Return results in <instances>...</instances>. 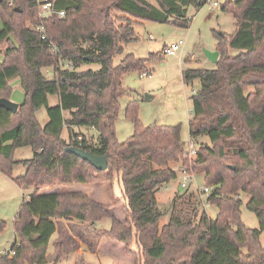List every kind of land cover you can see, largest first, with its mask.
<instances>
[{
    "label": "trees",
    "instance_id": "obj_1",
    "mask_svg": "<svg viewBox=\"0 0 264 264\" xmlns=\"http://www.w3.org/2000/svg\"><path fill=\"white\" fill-rule=\"evenodd\" d=\"M207 1L54 0V9L64 15L40 17L37 0H0V98H10L14 77L23 91L15 111L0 107V172L11 173L21 163L24 172L13 179L31 188L13 220L17 238L10 250L15 253L0 255V264H35L39 253L27 232L32 217L46 219L37 223L64 219L90 225L110 217V228L102 235L123 243L133 255L139 252L138 264H264V0L224 1L221 10L232 14L236 28L228 37L216 35L215 66L182 70L185 83L199 81L190 97L189 137L208 139L198 142L195 159L183 156L180 124L144 125L134 100L125 108L133 133L122 142L115 138L119 97L126 91L123 75L131 70L150 74L147 60L162 54L137 58L128 53L113 64L122 44L135 39L132 21L187 27L188 9ZM92 62L99 67L80 69ZM49 95H56L57 102L49 104ZM41 107L47 114L43 125L36 116ZM64 127L67 139L61 136ZM82 127L93 129L97 140L82 134ZM22 146H29L32 156L14 160V150ZM68 146L106 155L107 168H94L66 152ZM178 161L202 173L211 190L204 199L188 189L175 194L167 223L158 226L164 211L155 194L176 178L170 164ZM115 175L122 184L124 221L112 212L115 202L98 201L81 189L43 190L111 184ZM243 193L259 228L241 220ZM206 204L217 207L214 218L206 213ZM4 225L0 220V231ZM24 245L30 246L27 256L19 254Z\"/></svg>",
    "mask_w": 264,
    "mask_h": 264
},
{
    "label": "rangeland",
    "instance_id": "obj_2",
    "mask_svg": "<svg viewBox=\"0 0 264 264\" xmlns=\"http://www.w3.org/2000/svg\"><path fill=\"white\" fill-rule=\"evenodd\" d=\"M213 0H208L202 7L195 10L188 9L189 24L187 27L179 26L169 22H155L151 20H134L132 26L135 31V39L122 44V52L113 56V64L116 65L128 53L134 54L137 58H148L150 53L162 52L160 57L148 59L146 67L150 74L143 77L139 76V71L131 70L122 77V86L126 89L125 93L119 97L118 115L115 120V138L117 141H125L133 133V124L125 115V108L130 100L138 104V117L144 125L151 123L181 125V140L187 145L190 140L188 133V120L192 117L191 113V95L198 89L199 81L193 80L191 83H185L182 78L184 68H213L215 63L206 55L205 51L216 50L217 37L219 33L230 36L236 28L235 19L231 13L221 10V4L226 0H216L218 5H212ZM234 1V0H233ZM40 16V15H39ZM179 39L185 40L184 46L176 55H167L162 49L164 45ZM233 53V51H231ZM3 54L0 53V62L3 61ZM99 64L96 62L88 63L80 69H97ZM53 70L47 71V76L51 77ZM15 95H10V100L18 103L16 95L23 100V95L17 81L11 80ZM12 94V91H11ZM151 95L150 100L145 99V95ZM49 104L57 102L56 95H49ZM18 103V104H20ZM65 115L67 113L65 112ZM39 122L43 125L47 121L45 107L36 111ZM87 136H91L96 141L97 133L94 130H88L85 127L80 129ZM62 138H68L66 127L62 129ZM199 143H208L205 136L197 139ZM13 159H27L32 156V149L29 146L18 147L13 152ZM192 160V159H191ZM181 162H173L170 167L176 171L175 179L165 183L157 192L156 197L158 205L163 209L164 214L158 222V226L167 223L170 216L171 200L175 194H181L185 189L193 191L197 196L198 189H202L204 184V175L194 172L193 180L188 182L184 188L180 186L182 180ZM24 166L21 163H15L11 173L0 172V220L5 225L0 231V255L6 254L15 239L17 238L13 220L20 207L23 198H28L31 188H22L15 181L14 177L24 172ZM210 187V186H209ZM81 189L87 194L105 203L116 204L112 208L113 214L124 221L126 213L123 206V191L119 176L115 175L111 184L108 182H99L88 185L69 186H48L45 191H60L63 189ZM202 199L205 198L201 195ZM249 196L245 193L241 195L240 217L242 222L249 228H259L256 215L250 211L246 203ZM206 213L214 218L217 213V207L214 205H204ZM34 221L27 227V232L34 236L31 243L37 247V256L35 264H83L82 261H92L93 264H138L134 259L135 255L129 252L127 247L114 239L106 238L102 235L104 229L110 228V217H104L95 224L90 225L86 222L76 220L55 219L44 223H37L46 219L33 218ZM36 222V223H35ZM52 222V223H51ZM35 227V229H34ZM260 243L264 247V230L260 234ZM28 247H30L28 245ZM24 245L22 256L30 253V248ZM131 247L137 249L135 245ZM79 250L90 251L80 259ZM77 252V253H76ZM116 258V260H115ZM86 264V263H85Z\"/></svg>",
    "mask_w": 264,
    "mask_h": 264
},
{
    "label": "built area",
    "instance_id": "obj_3",
    "mask_svg": "<svg viewBox=\"0 0 264 264\" xmlns=\"http://www.w3.org/2000/svg\"><path fill=\"white\" fill-rule=\"evenodd\" d=\"M37 3L39 5L40 17H47L51 15L53 12H56L60 17L64 15L63 10L57 11L54 9L53 7L54 0H37ZM212 5L217 6L218 5L217 1L213 0ZM184 44H185V40L179 39L178 41H173L167 45H164L162 50L165 54L174 56L184 46ZM66 66L68 68L71 67L70 61L66 63ZM146 74L147 73H139V76L143 77ZM196 143L197 141L190 137V140L188 141L187 145H184V151H183L184 158H188L191 160L197 157L198 145L195 146ZM180 171L182 173V180L180 182V186L184 188L188 185V182L193 180V174L191 173L190 169L184 165L181 166ZM210 190H211V187L206 186V185L203 186L202 189L200 190L198 189L201 195H204V196H207L210 193ZM8 253L10 255H13L15 252L13 250H10L8 251Z\"/></svg>",
    "mask_w": 264,
    "mask_h": 264
},
{
    "label": "water",
    "instance_id": "obj_4",
    "mask_svg": "<svg viewBox=\"0 0 264 264\" xmlns=\"http://www.w3.org/2000/svg\"><path fill=\"white\" fill-rule=\"evenodd\" d=\"M205 53L212 62L214 63L216 62L218 57L217 50H213V51L206 50ZM88 59H91V56H89ZM151 98H152L151 95L148 94L145 95L146 100H150ZM0 107H4L8 110L15 111L18 107V103H15L8 98H0ZM65 151L69 153H73L79 156L80 158H82L83 160L90 162V164L98 170H105L107 168L108 161L106 155L94 154L77 146H68L65 148Z\"/></svg>",
    "mask_w": 264,
    "mask_h": 264
},
{
    "label": "crops",
    "instance_id": "obj_5",
    "mask_svg": "<svg viewBox=\"0 0 264 264\" xmlns=\"http://www.w3.org/2000/svg\"><path fill=\"white\" fill-rule=\"evenodd\" d=\"M15 79V81H17V83H19V86H20V88H21V85H20V81H19V78L18 77H14L13 79H11V80H14ZM11 80L9 81V84L12 86V84H11ZM16 92V91H15ZM15 92H14V89H13V87H12V94H11V98H12V96H14L15 95ZM22 95H23V91H22V88H21V90L19 91ZM13 99V98H12ZM14 100H16L18 103H20V101L19 100H21L20 98H19V95H16V98L14 99ZM77 131H78V129H76ZM80 130V129H79ZM88 130H93V129H88ZM82 134H85V133H83L82 131H80ZM65 139V138H64ZM77 185H81V184H74V185H70L69 187H75V186H77ZM82 186V185H81ZM84 186V185H83ZM55 220V219H54ZM70 220H67V222H69ZM25 250H21L20 251V253L19 254H21V255H23V252H24ZM88 253H90V251H87ZM86 251H83V250H79V253H80V259H81V261L83 260L82 259V256L83 255H85L86 253H87ZM77 253V252H76ZM39 255V254H38ZM37 258V257H36ZM115 260H116V258H115ZM82 263L83 264H93V262L92 261H85L84 260V262L82 261Z\"/></svg>",
    "mask_w": 264,
    "mask_h": 264
}]
</instances>
